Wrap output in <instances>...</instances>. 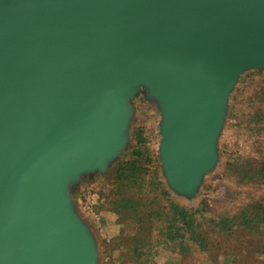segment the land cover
Segmentation results:
<instances>
[{
  "label": "water",
  "instance_id": "obj_1",
  "mask_svg": "<svg viewBox=\"0 0 264 264\" xmlns=\"http://www.w3.org/2000/svg\"><path fill=\"white\" fill-rule=\"evenodd\" d=\"M247 70L264 0H0V264H97L69 189L122 154L141 89L168 184L194 196Z\"/></svg>",
  "mask_w": 264,
  "mask_h": 264
},
{
  "label": "rangeland",
  "instance_id": "obj_2",
  "mask_svg": "<svg viewBox=\"0 0 264 264\" xmlns=\"http://www.w3.org/2000/svg\"><path fill=\"white\" fill-rule=\"evenodd\" d=\"M258 71L264 70H247L235 85L218 139L217 161L192 197L175 193L168 184L160 156L161 110L155 100L147 97L146 90H140L131 102L127 145L122 154L104 172L82 174L69 189L73 211L95 243L97 264H133L128 254L132 236H138L136 222L149 213V209L142 208L150 201V209L167 213L166 191L181 207L206 208L203 218L197 219L199 222L234 216L247 205H264V181L253 178L264 171V73ZM134 159L138 160L139 169L135 174L124 173L122 164ZM126 175L128 181H117V177ZM122 198L132 200V210L127 212L121 207ZM133 209H138V216ZM153 227V234L147 236L148 245H144L147 251H157L153 264L206 263L202 256L178 253L186 249L185 245L164 242L157 236L158 225L154 223ZM260 231L264 234V228ZM261 247L264 248V242L257 244L256 240L232 246L227 253L234 257L220 251L216 260L221 264H239L240 255Z\"/></svg>",
  "mask_w": 264,
  "mask_h": 264
},
{
  "label": "trees",
  "instance_id": "obj_3",
  "mask_svg": "<svg viewBox=\"0 0 264 264\" xmlns=\"http://www.w3.org/2000/svg\"><path fill=\"white\" fill-rule=\"evenodd\" d=\"M258 72H260L259 74L264 73V71ZM139 167L140 164L135 159L125 162L121 166L124 173L131 172V174H135ZM256 177L263 182L264 171L260 170L257 176H253L254 179ZM127 179H129L128 175L117 177V181ZM142 181L145 180L142 179ZM141 183L143 184L142 188H145L144 182ZM165 193L169 202L167 213L156 208L155 210L154 208L150 209V201L145 204L146 207L142 206L143 210L149 209V213L145 215L147 218L141 217L136 222L138 236H132V246L128 254L133 264H153L152 258L156 256L157 251H147L144 245H148L147 236L150 237L153 234L154 223L158 225L160 231L157 236L164 242L185 245L186 249L180 250L178 253L182 254L184 251L187 256H202L206 261L205 264H221L216 260L220 251H223L222 254L225 256L234 257L227 253V249L232 246H244L254 240L257 241V244L264 242V234L260 231L264 228V205L262 204L247 205L241 212L231 217H220L217 220L203 219L199 222L197 219L203 218L207 211L206 208L202 210L186 209L174 202L169 191ZM119 203L127 212L132 210L130 205L133 203L132 200L122 198ZM136 207L138 208L139 205L137 204ZM133 211L138 216V209H133ZM254 250V252H244L243 257L239 254V264H258V261L264 264V248H254ZM235 257L237 256L235 255Z\"/></svg>",
  "mask_w": 264,
  "mask_h": 264
}]
</instances>
